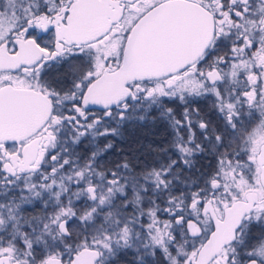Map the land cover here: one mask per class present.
Here are the masks:
<instances>
[{
  "label": "snow or ice",
  "instance_id": "6c2138e0",
  "mask_svg": "<svg viewBox=\"0 0 264 264\" xmlns=\"http://www.w3.org/2000/svg\"><path fill=\"white\" fill-rule=\"evenodd\" d=\"M0 264H264V0H0Z\"/></svg>",
  "mask_w": 264,
  "mask_h": 264
}]
</instances>
